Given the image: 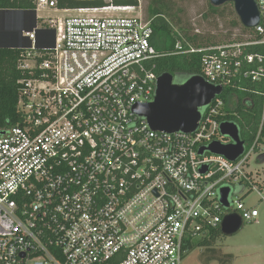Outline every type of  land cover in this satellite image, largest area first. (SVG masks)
I'll list each match as a JSON object with an SVG mask.
<instances>
[{
	"label": "built area",
	"instance_id": "2783aa9c",
	"mask_svg": "<svg viewBox=\"0 0 264 264\" xmlns=\"http://www.w3.org/2000/svg\"><path fill=\"white\" fill-rule=\"evenodd\" d=\"M254 2L259 23L245 30L258 38L177 42L173 54H202L200 76L212 86L264 85V54L246 51L264 46V0ZM33 4L58 11L56 0ZM136 8L77 9L99 16L41 25L35 15L19 28L20 123L0 131V264H181L187 244L220 230L226 216L258 218L243 198L259 184L247 167L264 159L261 131L234 161L199 154L232 143L220 132V96L189 134L153 131L134 113L153 101L161 54L148 22L104 14Z\"/></svg>",
	"mask_w": 264,
	"mask_h": 264
},
{
	"label": "trees",
	"instance_id": "16d2710c",
	"mask_svg": "<svg viewBox=\"0 0 264 264\" xmlns=\"http://www.w3.org/2000/svg\"><path fill=\"white\" fill-rule=\"evenodd\" d=\"M56 2L59 10L95 9L108 6L137 7L139 3L138 0H110L109 2L104 0H56ZM157 3V1H152L147 10V22L153 30L151 44L161 54V57L156 60V73L158 76L168 73L172 75L173 83L182 84L191 77L200 76L202 54H173L177 42L186 45L185 43H188L186 41H191V39L186 37L185 41L184 36L174 30L170 21L172 16L163 8L162 4L158 5ZM211 9L217 10L212 6ZM34 11L33 0H0V34L7 29L9 32L16 33L13 38L16 37L17 40L18 29L5 24L16 15V12ZM182 30V33H185L186 30ZM254 38L258 37L254 36ZM246 51L247 53L264 54V46L250 47ZM19 52L17 45L3 46L0 44V131L20 123V116L16 109L18 81L21 78V74L16 68ZM263 92L264 85L262 83L240 80L235 86L224 88L220 95L225 104V115L219 117V120L233 122L238 128L240 140L246 145L253 141L259 130L264 138V123H261ZM232 98H235L237 104L231 110L228 108V104ZM250 192L249 190L247 195ZM216 233L219 234L220 230L210 232L211 237H215ZM212 238L210 240L206 237L203 238L200 245L209 246ZM186 249L187 251L192 250L193 243L189 242Z\"/></svg>",
	"mask_w": 264,
	"mask_h": 264
},
{
	"label": "rangeland",
	"instance_id": "374dc122",
	"mask_svg": "<svg viewBox=\"0 0 264 264\" xmlns=\"http://www.w3.org/2000/svg\"><path fill=\"white\" fill-rule=\"evenodd\" d=\"M152 1H157L158 5L164 6L163 8L172 16L170 21L174 30L184 36L185 41L186 37H189L191 41L186 42L194 47L203 48L254 39V36L247 34L248 32L240 24L234 12L233 3H226L217 10H212L209 0H138V6L133 11H110L104 15L140 17L147 22V10ZM94 15L99 16L92 12L81 13L72 10L63 12L48 8L37 11L40 25L49 19ZM181 28L186 30L185 33H182ZM15 34L5 29L0 34V44L18 46V39L13 38ZM234 102V99L231 100L230 105H234ZM247 170L253 174L255 181L259 182L254 190L243 198L247 206L258 211L256 221L242 223L240 230L231 236H224L221 231L213 238L209 235L207 239L212 238L209 246L200 245L203 238L193 239L191 241L193 249L185 252L181 264H264V202L259 200V195L264 196L262 182L264 159L257 161L256 157L252 156ZM261 184L263 186L259 189ZM233 194H237V190H234Z\"/></svg>",
	"mask_w": 264,
	"mask_h": 264
},
{
	"label": "water",
	"instance_id": "95a60500",
	"mask_svg": "<svg viewBox=\"0 0 264 264\" xmlns=\"http://www.w3.org/2000/svg\"><path fill=\"white\" fill-rule=\"evenodd\" d=\"M209 3L214 8L233 3L234 12L244 28H254L259 23V11L254 0H209ZM222 92L221 87L208 84L201 76H194L182 84H175L172 75L164 73L157 79L153 101L148 104H137L134 113L145 118L153 131L189 134L195 131L200 121V110ZM220 132L232 143L222 145L213 142L208 147L200 148L199 154L208 151L234 161L244 150V142L239 138L238 128L234 123L224 122L220 126ZM228 194L229 188L221 189L220 201L225 208L228 207ZM241 226L242 222L237 216L228 215L224 218L220 231L231 236L239 231Z\"/></svg>",
	"mask_w": 264,
	"mask_h": 264
},
{
	"label": "crops",
	"instance_id": "0c3cea01",
	"mask_svg": "<svg viewBox=\"0 0 264 264\" xmlns=\"http://www.w3.org/2000/svg\"><path fill=\"white\" fill-rule=\"evenodd\" d=\"M59 10V9H58ZM67 10H69V9H67ZM35 15H37V12H21V13H16V15H14L13 17H12V19L11 20H9V22H7L5 25H7V26H13L14 28H16V29H18L19 30V28L22 26V23L24 22V21H26V19L28 20V21H34V18H35ZM19 17H21L20 19H18ZM25 17V18H24ZM38 17V16H37ZM16 38V37H15ZM18 42V41H17ZM16 42V43H17ZM3 46H5V45H3ZM223 93V92H222ZM235 100V98H232L231 100ZM231 104V102L228 104V108L229 109H234L235 107H236V104H237V102H236V100H235V102H234V105H230Z\"/></svg>",
	"mask_w": 264,
	"mask_h": 264
},
{
	"label": "flooded vegetation",
	"instance_id": "af4514ba",
	"mask_svg": "<svg viewBox=\"0 0 264 264\" xmlns=\"http://www.w3.org/2000/svg\"><path fill=\"white\" fill-rule=\"evenodd\" d=\"M21 17H19L18 19H20ZM224 236H226V235H224Z\"/></svg>",
	"mask_w": 264,
	"mask_h": 264
}]
</instances>
